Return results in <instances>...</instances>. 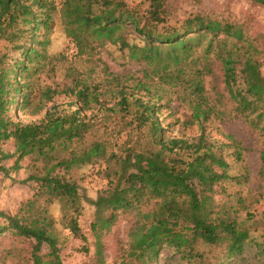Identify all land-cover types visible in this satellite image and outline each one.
I'll list each match as a JSON object with an SVG mask.
<instances>
[{
	"label": "trees",
	"instance_id": "obj_1",
	"mask_svg": "<svg viewBox=\"0 0 264 264\" xmlns=\"http://www.w3.org/2000/svg\"><path fill=\"white\" fill-rule=\"evenodd\" d=\"M169 1L62 0L57 9L54 0H0V40L24 39L20 57L8 69L0 67V173L9 177L27 160L30 175L23 183L36 184L33 197L16 213L0 209V238L28 242L33 264H62L55 232L59 224L88 243L80 224L85 202L73 170L106 182L90 204L96 209L95 264H108L98 231L110 228L122 211L136 212L141 224L118 264H158L163 247L186 264H264V243L257 246L255 262L246 252L251 230L261 224L247 203L216 199L218 194L228 197L227 184L246 181L249 169L245 164V172L232 173L233 164L245 159L240 140L231 133H223L222 140L209 134L215 108L204 86L215 60L223 67L225 90L237 112L264 131L260 50L241 25L201 15L170 23ZM248 1L264 7V0ZM57 11L78 54L107 41L150 68L147 78L129 82L112 75L105 85L75 78L61 92H42L47 101L57 94L73 97V110L58 105L45 110L41 103L30 110ZM202 61L203 69L188 74L189 65ZM166 85L183 93L166 98ZM173 102L189 103L191 114L186 120L177 117L168 128L180 126L183 132L197 125L196 136L165 133L160 115L176 116ZM44 110L38 119L14 114L35 117ZM5 143L13 150H4ZM260 161L264 173V145ZM55 204L59 218L52 211ZM45 246L49 254L42 253Z\"/></svg>",
	"mask_w": 264,
	"mask_h": 264
},
{
	"label": "rangeland",
	"instance_id": "obj_2",
	"mask_svg": "<svg viewBox=\"0 0 264 264\" xmlns=\"http://www.w3.org/2000/svg\"><path fill=\"white\" fill-rule=\"evenodd\" d=\"M140 2V0H134ZM57 9L62 0H54ZM145 7V6H144ZM169 22L174 23L178 20H184L195 15L207 16L212 20L229 22L244 27L245 34L260 50L258 56L262 62L264 74V7L253 5L248 0H170L167 5ZM50 44L47 49V56L42 61L43 67L38 70L34 80V95L32 106L44 105L45 110L58 105L61 109L73 110V97L64 94H57L51 101H47L42 92L50 89L61 92L73 83V79L80 78L89 85H105L112 79V75H122L129 78L130 81H144L149 75L150 68L144 64L131 61L128 52L114 46L109 42L104 44H95V48L89 54L80 55L74 42L67 36L64 26L61 23L58 11L55 13V25L49 33ZM23 36L14 41L0 40V67L6 69L10 64L20 57L18 47L23 43ZM235 42V41H234ZM24 58L21 59V61ZM204 62L197 66H188V74L194 71L196 67L203 69ZM212 73L204 76L205 95L209 98L210 105L215 109L208 122V132L215 139H224L223 133H231L242 142L245 148V159L241 163L233 164L232 173L239 170L245 172L243 166L248 167L249 173L246 181L240 184L232 182L227 184L228 197L218 194V202L230 201L232 205L237 206L239 199L246 202L250 212L259 220L260 227L257 230H251L250 240L247 243V254L255 262L257 246L264 243V173L261 172L260 153L264 145V131L261 127H254L249 121L245 120L236 110V103L230 100L228 91L225 90L223 83V67L215 60L211 63ZM155 81H157L155 79ZM166 98L181 88H174L166 85ZM46 100V101H45ZM173 110L178 112L176 116H170L168 111L160 115L163 120V126L166 130L168 124L177 117L186 120L191 114L189 103H172ZM45 110L39 116H23L20 111H14L16 117L29 119H38L45 114ZM12 115V114H11ZM91 116V113H88ZM186 116V117H185ZM264 125V121L262 122ZM182 132L180 126H174L169 130V134L179 136ZM199 133L197 125L187 127L182 135L193 137ZM112 139V136H109ZM4 150H13L8 144H3ZM11 164V161H7ZM23 166L19 172H12L9 177L0 173V209L14 214L33 197L36 192L35 182L23 183L30 175L28 167L29 161L21 162ZM73 172V178L78 182L80 193L84 198L83 215L80 224L84 234L88 238V243L74 237L73 234L62 225H57L56 235L59 241V255L62 264H95L97 260L96 241L92 230V223L95 220L96 209L91 206V200L97 198L102 190V184L105 182L98 179L97 176L90 177L87 174ZM69 175V176H72ZM100 176V175H98ZM106 184V182H105ZM52 211L56 217H61L59 205L55 204ZM148 210H145L146 212ZM111 212H105L104 217L110 216ZM137 213L120 212L118 219L108 229L98 231L101 236L102 251L105 261L108 264H118L122 262L129 251V245L140 228L137 225ZM243 214V218H246ZM255 227V226H254ZM6 233H3L5 236ZM28 242L15 243L10 236L0 238V264H33ZM88 249V251H87ZM50 250L43 247V254H49ZM49 260V257H46ZM45 260V261H47ZM158 264H186L178 257L172 255L168 247H163L158 256Z\"/></svg>",
	"mask_w": 264,
	"mask_h": 264
}]
</instances>
